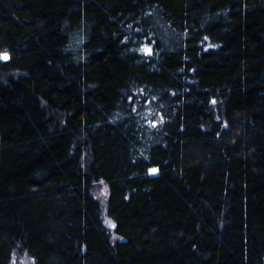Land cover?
Masks as SVG:
<instances>
[{"label":"trees","instance_id":"trees-1","mask_svg":"<svg viewBox=\"0 0 264 264\" xmlns=\"http://www.w3.org/2000/svg\"><path fill=\"white\" fill-rule=\"evenodd\" d=\"M16 252L264 264V0H0V264Z\"/></svg>","mask_w":264,"mask_h":264},{"label":"rangeland","instance_id":"rangeland-1","mask_svg":"<svg viewBox=\"0 0 264 264\" xmlns=\"http://www.w3.org/2000/svg\"><path fill=\"white\" fill-rule=\"evenodd\" d=\"M151 172H156V170H152ZM95 197L98 198V200L101 202V204H104L105 197H106V188L102 183H99L97 185L96 191H95ZM10 264H32L29 257H27L24 253H14L12 255L11 263Z\"/></svg>","mask_w":264,"mask_h":264}]
</instances>
